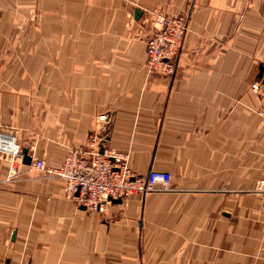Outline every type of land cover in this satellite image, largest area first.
<instances>
[{"label": "crops", "instance_id": "0c3cea01", "mask_svg": "<svg viewBox=\"0 0 264 264\" xmlns=\"http://www.w3.org/2000/svg\"><path fill=\"white\" fill-rule=\"evenodd\" d=\"M160 14L188 17L172 76L147 66ZM263 63L264 0H0V133L32 159L0 148V264H264ZM95 135L170 188L91 210L34 169Z\"/></svg>", "mask_w": 264, "mask_h": 264}, {"label": "built area", "instance_id": "2783aa9c", "mask_svg": "<svg viewBox=\"0 0 264 264\" xmlns=\"http://www.w3.org/2000/svg\"><path fill=\"white\" fill-rule=\"evenodd\" d=\"M188 29L187 15H158L147 37V66L151 74L172 76L175 61L182 49ZM264 66V63H263ZM264 83H253L258 92ZM105 116L99 118L106 122ZM102 139L92 136L88 144L72 150L59 167H49L45 160L33 161L36 171L63 180L64 195L91 209H102L115 199H125L134 194H151L168 190L172 176L165 171H151L139 176L131 171L128 156L114 151H100ZM0 148L10 151L13 159L23 156L22 149L13 137L0 133ZM257 191L264 193V180L259 181Z\"/></svg>", "mask_w": 264, "mask_h": 264}, {"label": "rangeland", "instance_id": "374dc122", "mask_svg": "<svg viewBox=\"0 0 264 264\" xmlns=\"http://www.w3.org/2000/svg\"><path fill=\"white\" fill-rule=\"evenodd\" d=\"M23 5L18 4L14 6L11 12L13 16V24L15 26V29H13L14 39H23L26 32L28 36L30 31L35 30L36 26H38L39 16L42 18L36 1L27 2L28 7L26 12L20 10V7H23Z\"/></svg>", "mask_w": 264, "mask_h": 264}, {"label": "water", "instance_id": "95a60500", "mask_svg": "<svg viewBox=\"0 0 264 264\" xmlns=\"http://www.w3.org/2000/svg\"><path fill=\"white\" fill-rule=\"evenodd\" d=\"M137 13H139V11H137ZM263 73H264V66H263V64H262V67H261V74H260L258 80H262ZM103 142H104V139L102 138L101 145H100V151H101L102 153H103L104 150H105L104 147H103V144H102ZM23 155H24V162H25L26 164H31L32 159H31V157L28 155V150H27V149H25V150L23 151ZM112 202H114V203H121V202H122V199H115V200H112Z\"/></svg>", "mask_w": 264, "mask_h": 264}]
</instances>
